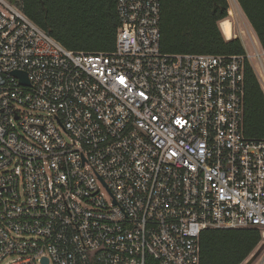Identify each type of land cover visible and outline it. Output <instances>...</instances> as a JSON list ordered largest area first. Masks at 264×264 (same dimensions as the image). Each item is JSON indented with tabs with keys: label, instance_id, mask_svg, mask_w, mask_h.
I'll return each mask as SVG.
<instances>
[{
	"label": "built area",
	"instance_id": "1",
	"mask_svg": "<svg viewBox=\"0 0 264 264\" xmlns=\"http://www.w3.org/2000/svg\"><path fill=\"white\" fill-rule=\"evenodd\" d=\"M116 15L113 50L73 52L0 0V264H200L206 230L264 243V139L243 134L256 39L252 57L167 54L161 0Z\"/></svg>",
	"mask_w": 264,
	"mask_h": 264
},
{
	"label": "trees",
	"instance_id": "2",
	"mask_svg": "<svg viewBox=\"0 0 264 264\" xmlns=\"http://www.w3.org/2000/svg\"><path fill=\"white\" fill-rule=\"evenodd\" d=\"M264 53V0H235ZM227 0H161L160 48L167 54L245 55L239 38L225 39L219 22ZM23 13L48 36L73 52L114 48L116 0H23ZM243 134L264 139V92L248 61L244 66ZM261 241L254 228L206 230L200 264H242Z\"/></svg>",
	"mask_w": 264,
	"mask_h": 264
},
{
	"label": "rangeland",
	"instance_id": "3",
	"mask_svg": "<svg viewBox=\"0 0 264 264\" xmlns=\"http://www.w3.org/2000/svg\"><path fill=\"white\" fill-rule=\"evenodd\" d=\"M228 1V6H229V12H228V18L226 19V20H228L230 23H231V25H233V27H235V29H236V31H243L242 33H244V34H242L241 32H240V34H242L243 35V42H244V50H245V52H246V54L248 55V56H251L252 57V55H253V49H252V46H251V44L248 42V40H247V36H249V35H251V36H254L255 34H253V32L252 33H249V35H248V32L250 31V29H248L249 27H248V25H247V23H246V21L244 20V18L242 17V15H241V13H240V11L237 9V7H235V5H234V2H233V0H227ZM247 30H249L248 32H247ZM251 32V31H250ZM245 34H246V37H245ZM253 34V35H252ZM255 37V36H254ZM240 40V39H239ZM256 42H257V40H256ZM257 44H258V42H257ZM258 46H259V44H258ZM260 47V46H259ZM260 51H262L261 50V48H260ZM262 63H263V65H264V58L262 59ZM250 64H251V66H252V68H253V70H254V72L257 74V76H258V70H259V68H258V62H257V60L256 59H254V58H251V60H250ZM259 78V77H258ZM259 82H260V85H261V87H262V89H263V92H264V83H262V81L260 80V78H259ZM261 245V244H260ZM259 245V246H260ZM259 246H257L256 248H255V250L252 252V254L242 263V264H246V262L253 256V254L257 251V249L259 248ZM264 255V249H263V251L261 252V254L259 255V257L255 260V262L253 263V264H258L259 263V261H260V258L262 257Z\"/></svg>",
	"mask_w": 264,
	"mask_h": 264
},
{
	"label": "water",
	"instance_id": "4",
	"mask_svg": "<svg viewBox=\"0 0 264 264\" xmlns=\"http://www.w3.org/2000/svg\"><path fill=\"white\" fill-rule=\"evenodd\" d=\"M13 76L17 77L18 79H20V84L24 85V86H28V81L26 79V75L24 73L18 72V71H14L12 73ZM264 249V243L261 244L259 246V248L257 249V251L253 254V256L246 262V264H253L255 262V260L259 257V255L261 254V252ZM43 264H47V261L44 259L42 261Z\"/></svg>",
	"mask_w": 264,
	"mask_h": 264
},
{
	"label": "crops",
	"instance_id": "5",
	"mask_svg": "<svg viewBox=\"0 0 264 264\" xmlns=\"http://www.w3.org/2000/svg\"><path fill=\"white\" fill-rule=\"evenodd\" d=\"M233 2H234L235 7H237V9L240 11L242 17H243L244 20L246 21V23H247V25H248V27H249L248 29H250V31H251V32H250L249 30H247V32L249 31L248 33H252L253 31H252L251 27L249 26L247 20L245 19V16L243 15L242 11L240 10L238 4L236 3L235 0H233ZM220 23H221V22H219V24H218V25H219V28H220ZM240 32L242 33L243 31L241 30ZM240 32H239V31H236L235 27H233V25H231V36H230V38H225V39L239 38L240 41H241V43H242V45H243V47H244L243 35L240 34ZM253 34H254V33H253ZM253 34H252V35H253ZM254 36H255V35H254ZM254 36H253V37H254ZM254 38L256 39V37H254Z\"/></svg>",
	"mask_w": 264,
	"mask_h": 264
},
{
	"label": "bare ground",
	"instance_id": "6",
	"mask_svg": "<svg viewBox=\"0 0 264 264\" xmlns=\"http://www.w3.org/2000/svg\"><path fill=\"white\" fill-rule=\"evenodd\" d=\"M220 30L225 38H230L231 36V23L228 20H223L220 23Z\"/></svg>",
	"mask_w": 264,
	"mask_h": 264
},
{
	"label": "snow or ice",
	"instance_id": "7",
	"mask_svg": "<svg viewBox=\"0 0 264 264\" xmlns=\"http://www.w3.org/2000/svg\"><path fill=\"white\" fill-rule=\"evenodd\" d=\"M121 83H123V79H121V81H120Z\"/></svg>",
	"mask_w": 264,
	"mask_h": 264
}]
</instances>
